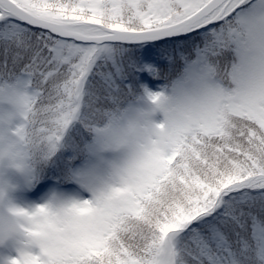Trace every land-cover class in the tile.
<instances>
[{"label": "snow or ice", "instance_id": "6c2138e0", "mask_svg": "<svg viewBox=\"0 0 264 264\" xmlns=\"http://www.w3.org/2000/svg\"><path fill=\"white\" fill-rule=\"evenodd\" d=\"M0 264H264V0H0Z\"/></svg>", "mask_w": 264, "mask_h": 264}, {"label": "rangeland", "instance_id": "374dc122", "mask_svg": "<svg viewBox=\"0 0 264 264\" xmlns=\"http://www.w3.org/2000/svg\"><path fill=\"white\" fill-rule=\"evenodd\" d=\"M10 178H15L14 173L8 174ZM54 191V190H53ZM50 194L45 191H37V189L18 187L16 190L8 193V196L16 203L27 205L31 202H38L43 196ZM59 195H73L75 193L59 192Z\"/></svg>", "mask_w": 264, "mask_h": 264}, {"label": "clouds", "instance_id": "9594fccd", "mask_svg": "<svg viewBox=\"0 0 264 264\" xmlns=\"http://www.w3.org/2000/svg\"><path fill=\"white\" fill-rule=\"evenodd\" d=\"M15 204L18 205L19 207H22V208L23 207H28V205H22V204H19V203H16V202H15ZM3 207H4L5 213H7L8 201L6 199L3 202ZM14 219L17 221L19 239L21 241H23L25 239V234L23 232V228L28 225V221L24 217H17V218H14Z\"/></svg>", "mask_w": 264, "mask_h": 264}, {"label": "trees", "instance_id": "16d2710c", "mask_svg": "<svg viewBox=\"0 0 264 264\" xmlns=\"http://www.w3.org/2000/svg\"><path fill=\"white\" fill-rule=\"evenodd\" d=\"M32 189H38V186L32 187Z\"/></svg>", "mask_w": 264, "mask_h": 264}]
</instances>
